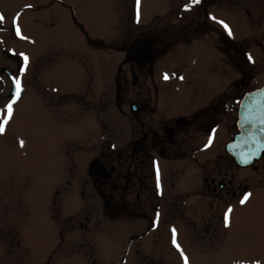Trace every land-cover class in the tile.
<instances>
[{
    "label": "rangeland",
    "instance_id": "374dc122",
    "mask_svg": "<svg viewBox=\"0 0 264 264\" xmlns=\"http://www.w3.org/2000/svg\"><path fill=\"white\" fill-rule=\"evenodd\" d=\"M34 1L2 0L3 27L10 26L14 9ZM188 1L139 0L137 8V0H98L94 6L89 5L95 12L92 19L84 18L82 29L71 23L69 10L25 8L22 37L15 38L4 29L0 32V50L21 51L18 54L24 65L20 100L11 105L0 139V193L19 194L31 231L25 250H20L19 264H185V256L188 264H264V189L254 188L257 182L264 186V163L257 168H239L229 159L228 178L244 184V202L228 199L232 210L227 222L225 217L213 214L196 215L193 223L197 226L188 233L190 245L181 242L179 247L164 242L171 234L158 236L160 232L157 235L152 230L141 235L142 227L136 228L141 222L138 216L124 210L114 212L117 204L127 202L121 194L122 185L116 190L105 185L113 183L110 181L94 186L87 172L91 161L118 164L125 155L121 148L127 142L129 127L120 110V104H125V90L118 86H124V80L132 79V74L131 62L122 49H127L139 33H165L173 38L180 32L181 39L175 42L177 55L186 53L198 42L190 43L187 34L193 31L188 28ZM88 2L81 1L84 17L88 12L92 16V10L85 8ZM221 8L226 12L228 31L248 44L250 57L245 60L253 64L251 84H261L264 0H227ZM173 46L167 48L165 59L155 63V80H168V73H161L159 66L172 63ZM195 53L198 59L176 61L181 72L174 74L181 76L184 72L186 77L191 66L193 79H200L204 70L196 64L206 63L209 56L203 59L197 49ZM2 64L11 66L0 51ZM236 78L228 65V84ZM202 79L210 81L208 76ZM216 80L212 76L211 81ZM44 101L51 102V107ZM7 102H3L4 114H9ZM228 111L227 127L232 134L236 106L229 105ZM76 155L82 156L81 164ZM117 182L123 184L124 180ZM100 191L107 193L105 197ZM83 195L89 196L86 199ZM47 204L52 207L49 232L43 216ZM183 237L180 234L178 239ZM156 239L159 242L155 246ZM153 258L159 262L153 263Z\"/></svg>",
    "mask_w": 264,
    "mask_h": 264
},
{
    "label": "flooded vegetation",
    "instance_id": "af4514ba",
    "mask_svg": "<svg viewBox=\"0 0 264 264\" xmlns=\"http://www.w3.org/2000/svg\"><path fill=\"white\" fill-rule=\"evenodd\" d=\"M81 1L35 0L25 5L22 3L17 10L14 9L10 26L3 27L0 21V32L4 29L15 38L22 37L25 8H62L65 12L69 10L68 18L71 23L82 29L84 18L92 19L95 12L89 5L94 6L98 0H89L90 3L88 2L85 8L92 10V16H89L88 12L86 17L82 16ZM226 1H188V14L191 17L188 28L193 31L187 34L190 43L198 42L191 45L186 53H181V56L177 55L179 48L176 45L181 39L180 32H175L173 38L165 33H139L137 35L140 36L132 39L133 43H130L127 49H122L129 57L132 74V79L124 80V86H118V89L125 90V104H120V110L129 127L126 128L127 142L121 148L125 155L123 161L118 164L91 161L87 166L94 186L110 181L113 183L105 185L116 190L122 185L124 192L121 194L127 202L122 206L117 204L114 212L124 210L127 214L138 216L141 222L136 228L142 227L141 235L152 230L156 231L157 235L160 232L158 236L171 234V238L164 241L170 247H175L181 242L190 245L188 233L197 226L193 223L196 215L203 217L213 214L226 217L229 213L228 199L238 202L245 194L244 184L228 178L229 159L239 168L242 167L229 154L227 146L239 131L237 119L243 97L264 82L251 84L253 64L245 60L250 57L248 44L241 43L240 39L228 31L226 12L221 8ZM14 5L15 3L9 8V14ZM7 20L8 24L9 17ZM173 44L175 46L170 50L173 52L172 63L159 66L161 73H168V80H155V63L166 58L167 48ZM196 49L203 59L206 55L209 56L206 63L196 64L204 70V74L199 75L200 79H193L190 74L193 70L191 66L188 67L190 70L187 71L186 77L184 72L181 76L174 74L181 72L176 61L179 63L182 59L187 60L186 58L198 59ZM0 51L4 60L11 64L0 65V127L4 129L0 132L1 139L10 117L9 114L3 113V102L5 99L10 101L5 106L19 102L23 89L21 72L24 65L21 63L22 56L18 54L21 51L10 52L4 48ZM228 65L238 78L230 82V85L227 81ZM170 67L173 68L172 71ZM204 76H208L210 81L202 79ZM212 76L217 77L219 81H211ZM16 80L20 82L18 95ZM118 95L120 96V92ZM233 104L236 106V113L231 134L227 119L228 115H231L228 111L229 105ZM44 105L51 107V102L44 101ZM50 107H47L49 115ZM66 142H63V146ZM76 159L78 163H82L81 155H76ZM262 163L264 151L260 159L250 166L257 168ZM122 179L123 184H119L117 181L121 182ZM254 188L259 191L263 190L264 186L260 187L257 182ZM100 194L104 196L107 193L100 191ZM88 196L83 195L86 199ZM133 200L136 202L130 206ZM230 209L232 210V207ZM132 211L136 214H132ZM44 215L47 222H44L45 227L49 232L52 227V207L49 209L48 204ZM26 220L28 218H25L19 194L12 192L4 196L0 193V264H19L20 250H25L26 237L31 232ZM87 221H91L89 217ZM80 224L84 225V222L81 221ZM180 234L184 235L181 240L178 239ZM158 242L159 240H154L155 246ZM153 259V263L159 262L157 258Z\"/></svg>",
    "mask_w": 264,
    "mask_h": 264
},
{
    "label": "water",
    "instance_id": "95a60500",
    "mask_svg": "<svg viewBox=\"0 0 264 264\" xmlns=\"http://www.w3.org/2000/svg\"><path fill=\"white\" fill-rule=\"evenodd\" d=\"M237 127L239 131L227 150L240 167H247L258 161L264 151V84L245 95Z\"/></svg>",
    "mask_w": 264,
    "mask_h": 264
},
{
    "label": "snow or ice",
    "instance_id": "6c2138e0",
    "mask_svg": "<svg viewBox=\"0 0 264 264\" xmlns=\"http://www.w3.org/2000/svg\"><path fill=\"white\" fill-rule=\"evenodd\" d=\"M198 2V0H197ZM139 7V0H137V8ZM137 19H139V12H137ZM4 20V17L2 14H0V21H3ZM225 27L227 28V25H225ZM17 33L19 34V29L17 28ZM24 61L25 63H27V57H24ZM166 79L168 78L167 76L165 77ZM19 80H16V85H17V95L19 94ZM11 112H12V106L11 104L8 105V113H9V116L11 115ZM4 129L3 127H0V132H2ZM247 199V197H245V200ZM242 203L244 202L243 200L241 201ZM229 212H231V209L228 210ZM226 219V222L228 220V217L226 216L225 217ZM175 231V230H174ZM175 243V241H173ZM177 247H179V245H177ZM184 260H185V264H188V258L185 256L184 257Z\"/></svg>",
    "mask_w": 264,
    "mask_h": 264
}]
</instances>
